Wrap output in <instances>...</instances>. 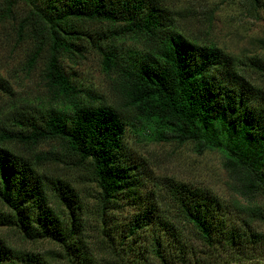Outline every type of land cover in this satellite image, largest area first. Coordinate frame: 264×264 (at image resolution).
<instances>
[{
	"label": "trees",
	"instance_id": "16d2710c",
	"mask_svg": "<svg viewBox=\"0 0 264 264\" xmlns=\"http://www.w3.org/2000/svg\"><path fill=\"white\" fill-rule=\"evenodd\" d=\"M259 1L250 0V8L256 11ZM1 4L0 19L18 41L31 44L25 66L41 61L40 77L56 104L14 100L0 107V226L58 251L40 256L0 238V264H148L147 254L158 264L205 262L178 224L206 247L259 251L264 232L254 224L264 223L256 201L264 195V86L250 74L264 78L263 55L241 61L212 42L188 38L163 0ZM124 39L134 45L124 49ZM89 48L112 86L110 102L64 64H78ZM0 89L10 94L1 75ZM127 131L191 144L198 154L218 152L237 199L229 205L206 188L169 180L162 191H144L145 162L127 148ZM49 162L69 166L95 186L100 252L87 239L85 208L71 176L49 170ZM125 206L128 217L112 216Z\"/></svg>",
	"mask_w": 264,
	"mask_h": 264
},
{
	"label": "rangeland",
	"instance_id": "374dc122",
	"mask_svg": "<svg viewBox=\"0 0 264 264\" xmlns=\"http://www.w3.org/2000/svg\"><path fill=\"white\" fill-rule=\"evenodd\" d=\"M163 1L171 11L177 28L188 38L200 43L212 42L241 61L254 54L264 56V0L254 3V5H260L256 11L250 8V0ZM1 3L2 0H0V6ZM119 44L125 49L132 47L134 42L124 39L119 41ZM29 49H31L29 40L18 41L10 23L0 19V75L8 81L10 86V94L0 89V107L2 108L9 107L14 100L28 101L33 105L56 104L49 100L40 77L41 61L36 60L34 67L30 69L25 66L27 59L25 54ZM85 55V58L76 65L69 59H65L64 64L72 66L78 81L83 86L96 89L98 94L104 95L110 102L114 92L99 64V54L95 49L89 48ZM250 76L253 82L264 86V78L255 73H251ZM125 143L129 150L145 162V171L148 176L144 177L146 179L144 191L149 189L155 192L157 189L162 191L169 180L206 188L229 205L237 199L231 178L223 168L218 152L206 151L198 154L191 144L175 145L155 142L142 139L131 131L126 132ZM42 148L46 147L42 146ZM45 166L61 176H71L72 184L79 191L81 205L85 208L81 217L85 218L84 229L87 239L92 242L94 250L100 252L103 239L97 230L100 218L95 210L97 206L95 186L67 165L49 162ZM256 201L264 207V195L258 197ZM131 212L130 206H125L112 216L128 217ZM178 226L194 255L199 260H205V262L200 261L203 262L200 264H264V242L259 251L232 253L222 248L206 247L194 236L189 227L184 224H178ZM254 227L264 232L263 222H255ZM0 238L14 248L31 250L40 253V256L47 250L58 251V247L48 241L23 240L16 231L4 226H0ZM147 255L148 264H158L156 258L150 254ZM48 263L66 264L59 259L55 262L48 260Z\"/></svg>",
	"mask_w": 264,
	"mask_h": 264
}]
</instances>
